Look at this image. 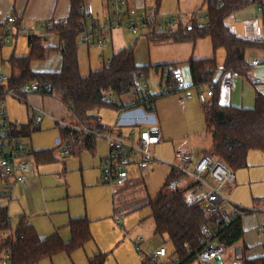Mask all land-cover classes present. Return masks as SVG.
I'll return each mask as SVG.
<instances>
[{
	"label": "crops",
	"instance_id": "crops-1",
	"mask_svg": "<svg viewBox=\"0 0 264 264\" xmlns=\"http://www.w3.org/2000/svg\"><path fill=\"white\" fill-rule=\"evenodd\" d=\"M83 2L90 14L87 20L89 25L94 23L98 26L113 15L110 0ZM151 9L155 14L153 28L141 36L142 40L134 42L135 64L147 68L144 74L147 92L150 76L159 75V71L156 73L152 67L171 65L190 84L189 60L215 56L219 67L213 76V84L219 104L244 109L253 107L255 95L264 94V52L246 51V72L233 80V90L226 91L220 88L225 74L221 68L224 53L222 50L214 52L209 38L185 43L151 41L156 34L176 31L192 20L204 24V0H128L122 21L125 22L134 13ZM69 11L68 0H0V38L8 37V42L0 39L2 74L9 76L13 72L17 75L18 71H12L7 60L11 56H27L30 52L28 37L18 34L11 37V24L7 23V18L14 17L22 27L60 23L67 19ZM225 25L238 37L264 41V17L256 5L235 11L225 19ZM103 33L108 42L104 50L98 49L94 43L80 47L82 50L78 48L80 74L81 68L88 73L96 71L112 54L129 47L132 42L124 36L122 27L103 30ZM38 36L46 46L59 47L57 36L47 35L43 31ZM61 62L60 53L51 52L45 60L32 62L30 69L33 73H56L61 68ZM134 103V96L124 95L117 101V106H120L118 110L100 109L96 113L97 124L80 126L69 108L54 96L18 92L6 97L3 107L9 122L28 129V135L21 137V151L23 158L32 164V173L25 184L14 185L10 200H0V206L6 208L8 216L7 230H0V264L5 259L2 254L5 249H1V244L4 239L12 237L21 222L28 224L39 239L58 235L64 243L70 240L69 223L72 220L85 219L88 222L90 240L81 248L69 255L60 253L43 259L38 264H90V260L99 254L104 256L103 264H142L146 255L164 246L162 239L154 235V224L150 218L148 203L158 194L157 191L150 192V183L155 171L168 176L171 168L167 163L175 161L174 151L178 143L171 149L170 156L164 146L167 145L164 140L167 130L161 121L159 108L156 110L154 105V111L150 112ZM179 105L184 107L185 103L180 99ZM29 112L34 115L41 113V121L35 122ZM152 125L160 128L161 137L159 143L151 147L160 149L158 158L167 163L154 164L146 174H140L135 167H130L124 187L103 184L100 174L110 140L130 139L131 128L142 131ZM63 127L73 130L66 140L61 137ZM87 127L99 128L101 135L86 133ZM64 141L71 149L66 157L61 155L60 148ZM202 144L209 146L205 140L197 144L200 149ZM181 145H186L182 149L190 150L194 157L200 156L201 150L197 151L195 146ZM34 152H43L44 155L34 158ZM160 165L165 166L154 169ZM235 174V181L225 186L223 194L245 209L240 218L243 236L240 246L226 249L223 264H239V252H243L245 259L264 256V152L250 151L245 166ZM118 216L119 224L116 223ZM148 221L150 228L147 224L144 226ZM136 237L142 239L141 254L133 245Z\"/></svg>",
	"mask_w": 264,
	"mask_h": 264
},
{
	"label": "trees",
	"instance_id": "trees-1",
	"mask_svg": "<svg viewBox=\"0 0 264 264\" xmlns=\"http://www.w3.org/2000/svg\"><path fill=\"white\" fill-rule=\"evenodd\" d=\"M68 1L70 11L67 19L64 22L53 23L54 30L51 32L57 36L59 47L46 46L45 41L39 36L30 37L29 54L24 57L11 56L7 60L11 70H17L18 74L14 75L12 72L8 81L0 85V131L6 97L22 92L27 84L51 86L49 93L40 94L56 97L69 108L78 125L89 126L97 124L96 113L100 109L118 110L120 106H117V101L122 96L130 94L141 82L144 83L147 68L135 64L136 42L112 54L107 65L101 70L89 72L86 77L81 76L78 63L79 45L76 39L82 32V25L87 23L81 10L84 2ZM204 5L206 15L204 24L192 20L176 31L156 34L151 41L185 43L209 38L213 51L222 50L224 53L221 65L224 73L235 71L238 75L244 74L246 51L264 52V41L256 42L236 36L225 25V19L248 5L260 7L264 17V0H204ZM153 26L154 23L151 29ZM14 27L16 30L20 27L16 20ZM51 52L60 53L62 60L60 70L56 73H33L30 69L31 63L45 60ZM165 66H154L152 69L157 73ZM218 67L215 56L189 60L190 84L203 86L212 83ZM168 94L151 95L149 92L136 94L134 105H142L151 112L154 111L156 100ZM201 107L205 130L210 136V147L200 155L211 156L235 172L245 166L250 151L264 152V94L257 93L253 107L244 109L220 105L215 90L214 95ZM72 131L63 127L61 137L64 140L68 139ZM17 135L26 137L28 129L21 127V132ZM40 154L44 155L43 152H34L33 157ZM176 176L174 172L168 174L161 190L149 201L148 209L154 224V235L168 246L171 264H194L197 262V254L201 251V226L212 224L214 217L206 215L198 204H189L182 191L163 193L167 182ZM7 224L6 208L0 206V230L6 231ZM69 231L70 240L67 243L58 235L39 239L28 224L21 222L12 237L3 240L1 249L10 252V264H38L39 261L60 253L69 255L90 240L88 222L85 219L72 220L69 223ZM242 236L240 219L215 233L216 241L225 249L240 246ZM103 260L104 256L99 254L89 263L103 264ZM142 264H147L146 260ZM239 264H264V256L254 259H245L242 256Z\"/></svg>",
	"mask_w": 264,
	"mask_h": 264
},
{
	"label": "built area",
	"instance_id": "built-area-1",
	"mask_svg": "<svg viewBox=\"0 0 264 264\" xmlns=\"http://www.w3.org/2000/svg\"><path fill=\"white\" fill-rule=\"evenodd\" d=\"M128 0H110L113 8V15L103 20L98 26L94 23L91 25H82V32L78 35L76 42L78 45H90L92 43L100 49L107 47V36L103 30L125 27L131 34L141 37L151 30L154 23V10H144L141 13H134L128 17L125 22L122 21V14L126 10ZM82 13L87 21L90 17L85 6L82 7ZM259 11L261 8L259 7ZM7 23L11 24L12 34L32 38L38 36L43 31L51 35L54 30V24L47 22L44 24L20 26L17 30L14 27L15 18H7ZM14 32V34H13ZM9 36V35H8ZM1 41L8 42V37L4 36ZM47 42V41H46ZM256 42H262L257 39ZM110 60V59H109ZM107 61V63L109 62ZM254 64H257L254 62ZM159 76L164 82L160 94H170L173 92H185L190 90L193 93L184 94L181 99H197L201 104L207 102L215 91V84L209 83L203 86H193L187 84L183 74L171 65L165 66L160 70ZM238 77L235 71H228L220 81V88L231 91L234 88L233 80ZM9 76L0 73V85L6 83ZM51 86H39L36 83H30L23 87L24 93H49ZM147 87L140 83L130 94H147ZM106 97V96H105ZM35 122L41 121V113L34 115L29 112ZM0 131V169L1 182L0 200L8 201L11 199L14 185L17 183L25 184L32 173V164L23 158L21 151V137L17 134L21 132V126L9 122L6 114L1 120ZM85 132L100 136L101 130L95 127L85 128ZM161 137L160 128L152 125L145 130L131 128L129 131L130 139L114 138L110 140V146L107 156L103 159L100 180L103 184L117 187H124L129 178V168L135 167L140 174H146L154 164H163V159L158 158L150 153L149 147L159 143ZM61 155L68 156L71 153L70 146L67 142L61 145ZM175 161L167 163L171 170L177 176L170 179L166 184V189L171 192L182 191L186 201L189 204H198L202 211L214 217V222L210 225L201 226V251L197 254L198 264H218L224 261L226 249L215 239V233L220 229L240 219L245 209L235 205L223 194V189L235 181V172L230 170L222 162L208 155L194 157L190 150L176 149L174 151ZM119 216L116 223L119 224ZM141 237L133 240V245L138 253H142L140 246ZM5 259L2 264H9L10 252H5ZM239 259L242 253L239 252ZM147 264H171V257L168 249L161 246L151 254L146 255ZM177 262L176 259H174Z\"/></svg>",
	"mask_w": 264,
	"mask_h": 264
},
{
	"label": "rangeland",
	"instance_id": "rangeland-1",
	"mask_svg": "<svg viewBox=\"0 0 264 264\" xmlns=\"http://www.w3.org/2000/svg\"><path fill=\"white\" fill-rule=\"evenodd\" d=\"M122 29L124 31V36L129 37L130 41H132L130 46L134 45V42L143 39L142 37L132 35L125 27L124 28L122 27ZM83 46H86V45L79 46V49H81L80 47H83ZM105 65H107V62H104V64H100L99 68L96 71L101 70ZM2 71L3 70L0 69V73H2ZM81 75L83 77H86L88 75V72L86 71L85 68H81ZM147 85H148L150 94H155V93L160 94L163 89L164 82L161 81L159 75L150 76V78L147 81ZM187 93H193V92L188 89L184 93L183 92L170 93L167 96L160 97V99H158L157 102L155 103L156 110L157 108H159L161 121L167 130L166 134L164 135V140L166 139L165 141H167V145H164V146H166V150L168 151V154L170 156L172 153L171 149L177 143L178 144L176 145V147L179 149L180 147L181 149L186 148L187 147L186 145L184 146L181 145L183 143H186L188 146L190 145L195 146V148H197V151L201 150V152L208 150V148L210 147V136L208 133H206L205 125L203 121V111L201 107L202 104L197 99L194 98L192 100H185L184 107H180L179 105L180 98H182L184 94H187ZM205 140L209 142V146L206 147L205 145L202 144V147L200 149V147H198L197 144ZM149 151L151 154L158 157L159 152L161 150L158 148L154 149L150 147ZM162 166H165V165L156 166L154 169L159 170L157 168L162 167ZM165 176L166 175L162 176L159 172L155 171L154 179L150 183L151 184L150 192L157 191L158 193L160 191V189L162 188V185L165 182V179H166ZM163 193L168 194V193H171V191L169 189H165L163 190ZM230 202L233 203L231 200ZM146 224L150 228L151 226L150 222L149 221L146 222L144 226ZM164 246L168 248L167 245H164ZM2 254L3 256L5 255V250ZM194 264H198V263L195 262Z\"/></svg>",
	"mask_w": 264,
	"mask_h": 264
},
{
	"label": "water",
	"instance_id": "water-1",
	"mask_svg": "<svg viewBox=\"0 0 264 264\" xmlns=\"http://www.w3.org/2000/svg\"><path fill=\"white\" fill-rule=\"evenodd\" d=\"M118 105V104H117ZM218 264H223V262H219Z\"/></svg>",
	"mask_w": 264,
	"mask_h": 264
}]
</instances>
